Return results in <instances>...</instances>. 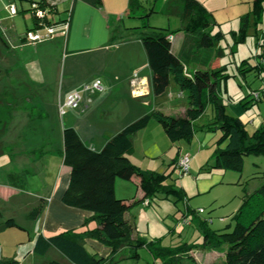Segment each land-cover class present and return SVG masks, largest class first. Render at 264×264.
<instances>
[{
    "label": "trees",
    "instance_id": "16d2710c",
    "mask_svg": "<svg viewBox=\"0 0 264 264\" xmlns=\"http://www.w3.org/2000/svg\"><path fill=\"white\" fill-rule=\"evenodd\" d=\"M85 1L94 6L101 4V0ZM149 1L129 0L130 17L140 9L147 13L140 16L143 22L141 26L126 29H141L138 32L139 40L146 52L152 73V92L155 95H162L173 82L186 96L188 106L185 115H171L161 111L145 113L115 133L100 150H94L86 145L74 127L65 126L62 132L61 154L63 163L70 168V177L61 200L66 206L91 212L90 220L96 221L97 226L79 232L66 230L50 236L38 235L33 252L39 258H43L51 248H54L73 264H113L114 255L127 246L149 248V242L138 235L134 236V225L126 218V213L137 203L145 204L147 201L148 206L157 194L167 196L173 192L179 199L185 198L183 191L175 182L168 180L172 176V171L161 173L149 169L142 170L135 166L129 157L133 150L132 137L144 129L152 119L162 126L172 142L191 141L198 131L216 133L218 136L215 140L213 161L206 170L221 169L242 173L246 156L250 154L264 156V125L261 124L249 134L246 123L229 111L220 90L221 84L231 76H239L247 82V76L251 74L255 79L264 82V38L262 37V43L258 42L263 46L262 50L252 57L242 58L236 64L237 72L230 74L225 71V66L213 61L222 56V51L215 48L216 40L222 35L210 34L212 13L199 0L167 1L165 14L178 17L182 24V27L173 31L146 24L145 18L156 12V0L152 1V7H147L146 3ZM38 5L46 13L55 14L58 11L56 4L46 0H40ZM249 12L253 14L254 25L258 30V25L264 19V0H253ZM33 15L35 25L31 29L57 24L64 20L69 23L70 20V14L60 21L50 20L47 18L48 14L40 18L35 11ZM248 16L249 14L243 15L241 18L248 21ZM181 31L185 38L180 51L175 53L172 49V37ZM241 31H245V28ZM1 36L0 33V38ZM23 41L27 42L25 36ZM255 92L260 94L258 99L253 98L252 94ZM262 93L264 89L258 88L242 98L240 104L243 109L247 110L249 107L247 105L253 101H260ZM209 106L213 110L212 118L207 122L196 124ZM1 145L0 143V155L7 153ZM38 153L41 157L47 154V151L40 150ZM30 174L28 170L12 169L7 172L6 180L10 185L25 190ZM134 176L139 177L138 187L143 195L140 198H133L132 201L117 197L116 179L131 180ZM44 206L45 200L41 198L29 211L27 218L35 219ZM204 212V208L203 212L192 209L190 213L193 217L189 221L202 233V243L198 245L184 242L174 248H157L155 254L162 258V264L187 262L199 264L191 253L198 246L222 252L221 264H264V183L245 196L232 217L234 222L232 227L211 228L212 218L203 219L197 214ZM220 220L223 221L224 218ZM15 226L18 225L14 218L3 219L0 210V232ZM88 238L108 246L111 249L110 254L102 256L97 252H90L86 247ZM132 256L139 258L137 253ZM0 264H19V262L11 257L1 260ZM37 264L65 263L57 259L45 258Z\"/></svg>",
    "mask_w": 264,
    "mask_h": 264
},
{
    "label": "crops",
    "instance_id": "0c3cea01",
    "mask_svg": "<svg viewBox=\"0 0 264 264\" xmlns=\"http://www.w3.org/2000/svg\"><path fill=\"white\" fill-rule=\"evenodd\" d=\"M51 1L56 4L58 10L56 3L58 0H49ZM199 1L203 6L205 5L204 0ZM240 1L241 4L248 3V11L251 10L253 0ZM128 3L129 0H101L99 6H94L85 0H69V6L66 8L70 14L67 34L58 35L42 43H33L37 48L32 62L35 61L39 66L37 73L41 79H35V74L30 69L28 71L26 66L22 68L24 70H15L20 77L23 73L25 81L32 88H39L50 83L52 87L48 85L46 90L55 93L57 91L56 77L50 64L54 58L58 57L62 66L61 90L66 91L67 95L73 91H80L84 85L96 79L102 81L104 89L96 92H83L80 107L64 114L62 124L58 127L59 141L56 140L54 145L51 140L52 132H54L53 122L47 120L43 122L39 144L42 146L45 143L48 152L38 160L31 161L35 167L0 168V210L5 218H14L18 225L0 232V261L12 257L17 259L19 264H37L42 259H50L47 254L54 249L51 248L43 258L35 256L33 249L38 235L50 236L66 230L79 232L97 226L96 221L90 220L91 212L66 206L61 200L70 177V168L63 163L62 141L60 144L65 126L74 127L83 142L96 150L97 147H103L115 133L145 113L161 111L171 115H185L188 103H176L175 97L183 99L185 95L177 91L179 88L173 82L170 83L167 92L162 95H155L152 92V73L146 52L139 40V34L129 36L134 32L126 28L132 26L121 29L123 17L129 16ZM146 4L147 7L151 6L150 1ZM258 28L264 31V19ZM175 37H178L177 40L174 39ZM184 38L183 31L173 35L172 49L175 53L180 51ZM20 40L23 45L32 44L24 42L23 37ZM61 42L64 44V52L59 50ZM39 45L42 46L38 47ZM48 49L53 55L47 53ZM50 76L52 79L49 78ZM230 107L231 112L246 123L249 134L264 124L258 116H247V111L243 109L240 101L230 103ZM43 132L45 136H42ZM217 136L214 132L198 131L191 141L172 142L166 136L162 126L152 119L144 129L132 137L133 150L129 157L133 164L142 170L168 173L166 171L171 169L172 173L179 175L178 160L182 154L189 153L191 156L189 170L179 175L175 183L183 191L188 207L193 209L199 204L210 205L212 210L217 206L222 208L233 201L236 196V190L234 191L233 188L240 184L241 177H238L234 171L206 170V167L213 161L212 155ZM54 154L60 156V161L53 159ZM57 162L58 167H50ZM12 169L31 172L27 185L30 180L34 179L32 175L38 176L39 179L35 180L39 181L40 188L34 193L32 199L26 197L29 193L27 188L20 190L7 182L6 174ZM52 170L55 174L48 181L47 174ZM138 183L139 177L137 176L131 180L116 179V196L127 201L140 198L143 192L138 187ZM253 191L244 189L241 192L237 204H234L232 208L231 217L245 196ZM41 198L45 200L44 209L35 219H28L27 214ZM19 209L22 212L17 215ZM128 213H126V218L129 220ZM226 220V218L223 221L218 220L219 224L216 227H212L215 225V221H212L210 226L214 229H222L220 227L224 225L230 226ZM86 221L89 222L86 223ZM191 224L194 226L193 223ZM194 228L197 232L196 239L203 237L195 226ZM89 242L97 245L99 241L88 238L86 246ZM191 253L199 264H221L223 260L222 252L204 249L201 246L193 249ZM64 263L73 264L67 258Z\"/></svg>",
    "mask_w": 264,
    "mask_h": 264
},
{
    "label": "rangeland",
    "instance_id": "374dc122",
    "mask_svg": "<svg viewBox=\"0 0 264 264\" xmlns=\"http://www.w3.org/2000/svg\"><path fill=\"white\" fill-rule=\"evenodd\" d=\"M39 1L40 0H0V33L2 35L0 38V143L2 144L1 147L5 149L4 151L7 152L0 155V168L2 167L3 169L6 167H35L31 161L40 158L38 152L40 150L44 152L46 150L48 152V147L45 143H43L42 146L39 144L41 128L44 125L43 122L46 120L52 121L54 125V132H52L53 135L51 139L53 145L56 143V140L59 141L58 127L61 126L64 116V114L60 113L59 106L67 97L66 91L61 90L62 86L60 81H62V78L60 76L62 66L60 60L56 56L57 58H54L50 64V68L52 71L54 70L56 77L55 87L57 91L55 93L46 90L50 83L42 87L40 86L39 88H32L29 83L25 81L26 79L23 73L21 74L22 77H20V75L15 72V70H21L26 66L28 71L30 69L35 74V79H41L37 73L39 66L35 61L32 62L37 47L33 43L30 45H23L20 40L25 36L26 32L35 25L33 13L35 11L34 7L38 5ZM48 1L49 0H46V2ZM152 1L153 0H150L151 6L149 7L153 6ZM167 1L168 0L155 1L156 12L145 18L147 25L169 28L170 31L180 28L181 22L178 17H170L165 14ZM203 2L206 9L212 13L210 34L215 35L220 33L222 35L216 40L215 44V48L222 51V56L213 61L216 63L218 61L221 66H225V71L227 73L234 74L236 73V63L242 58L252 57L262 50L263 46H260L258 42L262 43L264 31L255 28L253 14L248 11V3L241 4L240 0H204ZM56 3L58 6L57 13H46L43 9L42 10L45 14H48L47 18L50 20L60 21L63 20L61 18L66 19L69 15L68 9H66L67 6H69V0H58ZM251 5H253V1ZM37 7H39V5ZM11 8L16 9L15 14L11 13ZM146 13L142 12L140 9L131 17L124 16L121 29L127 26H141L143 22L140 16ZM247 14H249L248 21L242 20L241 17ZM243 28H245V31H241ZM129 31L134 32V34L129 35L133 36L138 35L141 29H131ZM59 36L64 35L59 33ZM177 38L178 37H175L174 39L177 40ZM41 46L42 45H39L38 47ZM63 48L64 44L61 42V44H59V50L64 52ZM47 53L53 55L50 49H48ZM49 78L52 79V76ZM246 81L247 82H244L239 76H231L225 83L221 84V96L224 102L228 104L229 111H231L230 103H238L254 89H264V82H262L261 79H255L251 74L247 76ZM50 87L52 86L50 85ZM177 91L181 92L180 90ZM175 99L178 104L187 103L186 96L183 99L177 97H175ZM247 106H249L246 110L247 116H258L262 119V122H264V93H262V99L260 101H253ZM71 110L73 109L67 108L66 112ZM212 116L213 110L212 107L209 106L206 113L196 124L207 122ZM45 135L46 134L43 132L42 136ZM61 141L63 143L61 139L60 144ZM97 148L96 150H100L102 147ZM53 159L60 161L61 158L58 154H54ZM245 159L246 164L244 165L245 168L243 172H236V175L241 177V179L239 181L240 184L233 188L234 191L236 190V196L233 201L225 204L226 206L222 208L217 206L213 210L210 208V205L197 204V207L193 208L195 210L204 208V213L197 214L203 218L211 217L212 221H215V225H212V227H216V225L219 224L218 220L222 217L226 218V222H229L230 227H232L234 222L231 217V211L234 204H237L241 192L244 189L256 190L264 183V156L250 154L246 156ZM50 167H58V162L54 163V165L52 164ZM170 170L166 172L169 173L171 172ZM54 174V170L49 171L47 174L48 181L53 178ZM35 175L36 174L32 175L34 179L32 181L30 180L27 185V191L29 193L26 197L28 199H32L34 193L40 188L39 181L35 180L39 178ZM177 175L173 172L171 178L168 179L169 182L176 183L180 174ZM191 210L187 202L184 199H179L173 192L169 193L167 196L157 194L148 206L143 203L134 204L127 214L130 217L129 220L134 225V236L138 235L146 242H149L150 249L146 246H127L118 254L114 255L113 264H162V258L157 257L155 254L157 253V248H174L184 242L200 245L203 241V237L196 239V229L189 223L193 217L190 213ZM20 212H22L21 209L17 211V215H19ZM3 219H5L4 216ZM226 227L227 226L224 225L220 228ZM97 245L89 242L86 247L90 252H98L103 256L110 254L111 251L108 246L100 242H98ZM134 253H137L139 258L133 257L132 255ZM47 257L63 262L66 260L64 255L56 249L49 252Z\"/></svg>",
    "mask_w": 264,
    "mask_h": 264
},
{
    "label": "built area",
    "instance_id": "2783aa9c",
    "mask_svg": "<svg viewBox=\"0 0 264 264\" xmlns=\"http://www.w3.org/2000/svg\"><path fill=\"white\" fill-rule=\"evenodd\" d=\"M38 6V5H37ZM35 6V12L40 17L43 18L45 13L42 9ZM11 13L15 14L16 9L11 8ZM69 23L68 21H62L57 24L44 25L40 28L29 29L25 34V39L29 43H41L43 41H47L53 39L59 35V33L66 35L68 32ZM104 89L103 83L100 79L94 80L92 83L86 84L80 91L70 92L65 98L64 102L59 106V110L61 114L66 113V109H75L78 108L83 99V92H96L102 91ZM254 99H258L260 97L259 92H255L252 94ZM191 156L189 153H184L179 161L178 168L180 175L186 173L189 169ZM147 205V201L145 202ZM198 212H203L202 208L197 209Z\"/></svg>",
    "mask_w": 264,
    "mask_h": 264
}]
</instances>
